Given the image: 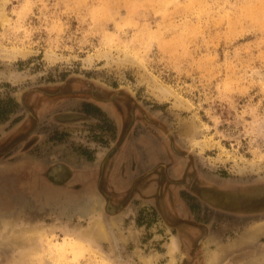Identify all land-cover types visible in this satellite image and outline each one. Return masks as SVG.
I'll return each mask as SVG.
<instances>
[{
	"label": "rangeland",
	"instance_id": "obj_1",
	"mask_svg": "<svg viewBox=\"0 0 264 264\" xmlns=\"http://www.w3.org/2000/svg\"><path fill=\"white\" fill-rule=\"evenodd\" d=\"M41 255L264 264V0H0V264Z\"/></svg>",
	"mask_w": 264,
	"mask_h": 264
},
{
	"label": "bare ground",
	"instance_id": "obj_2",
	"mask_svg": "<svg viewBox=\"0 0 264 264\" xmlns=\"http://www.w3.org/2000/svg\"><path fill=\"white\" fill-rule=\"evenodd\" d=\"M23 51V50H22ZM3 54V56L4 57H7L8 59H14V58H16V57H18L19 55H21L20 54V51L19 50H13V51H6V52H3L2 53ZM53 56V55H52ZM20 58V57H19ZM49 58L50 59H53V58H51V55L49 56ZM49 59V60H50ZM50 62V61H49ZM86 63V62H85ZM155 86V85H154ZM156 87V86H155ZM157 87H158V85H157ZM153 88V87H152ZM154 91V90H153ZM156 92L158 93V95H156V96H154V98L156 97L157 99H159V100H161V99H164V98H167L168 96V92H166L165 90H163V89H157L156 90ZM155 93V92H154ZM149 94L151 95V96H153L152 94H151V91L149 92ZM155 98V99H156ZM167 100V99H166ZM160 103V102H159ZM198 143V142H197ZM228 158V157H227ZM227 158H225L226 159V161L228 160ZM234 167V166H233ZM90 231V230H89ZM101 233H102V230H101V228H99V226L96 228V229H92L91 231H90V235H92L95 239H97V237H101ZM172 243V242H171ZM66 245V244H65ZM67 245H73V244H70L69 242H67ZM171 247H174V246H171ZM173 250L171 249L170 250V252H172ZM49 254V253H48ZM149 262H150V260H144V262L143 263H145V264H149ZM38 264H54V263H52V261H50V260H48L45 256H42L41 255V257L40 258H38Z\"/></svg>",
	"mask_w": 264,
	"mask_h": 264
}]
</instances>
